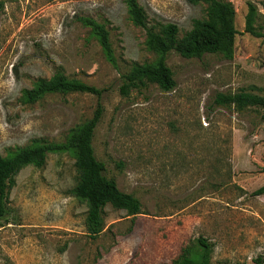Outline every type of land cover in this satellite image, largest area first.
Returning <instances> with one entry per match:
<instances>
[{
  "label": "rangeland",
  "instance_id": "374dc122",
  "mask_svg": "<svg viewBox=\"0 0 264 264\" xmlns=\"http://www.w3.org/2000/svg\"><path fill=\"white\" fill-rule=\"evenodd\" d=\"M229 1L237 31L231 57L170 51L172 90L147 84L122 95L121 76L158 56L129 4L156 32L177 25L180 38L206 18V3L0 0V157L63 142L101 104L94 155L141 211L128 216L107 204L92 235L87 203L73 192L74 152H48L42 166H23L7 187L0 264H178L183 255L196 258L198 237L210 245L209 264H264V194H253L264 185V119L253 107L214 103L218 93L264 96V0ZM248 1L260 36L245 31ZM90 20L108 30L112 61ZM57 73L104 92L27 94Z\"/></svg>",
  "mask_w": 264,
  "mask_h": 264
},
{
  "label": "trees",
  "instance_id": "16d2710c",
  "mask_svg": "<svg viewBox=\"0 0 264 264\" xmlns=\"http://www.w3.org/2000/svg\"><path fill=\"white\" fill-rule=\"evenodd\" d=\"M196 3H206V18L196 19L190 31L178 37V27L173 23L164 25L160 32L148 26L142 9L135 2H131L130 13L134 22L145 29L146 45L158 54L152 63L136 64L122 77L120 93L127 95L131 89L156 84L164 91L175 87L172 71L167 66L165 58L168 52L174 51L182 57H201L206 53H220L231 57L233 53V39L237 33L233 26L234 9L229 0H188ZM258 15L256 5L248 1L245 14V31L255 36L260 34L254 28ZM98 37L99 43L107 58L113 60V50L108 30L93 20L89 21ZM45 92H85L98 97L104 89L96 88L76 79H69L61 74L53 75L49 80L40 79L32 91L27 94L33 98L42 96ZM214 103L219 106H235L240 110L253 107L261 111L264 119V96L247 93H218ZM102 106L98 104L92 117L85 121L77 130L72 132L60 143H39L18 149L14 154L0 157V220L8 214L7 187L12 183V177L25 165L42 166L46 154L51 151L70 150L75 154V168L77 185L73 192L78 198L87 203L86 227L92 235L98 234L103 225L102 212L105 205L110 204L115 209L125 210L128 216L139 214L140 202L132 194L120 191L111 178L105 174V164L98 160L93 152L92 137L101 118ZM254 195L264 194V185L253 192ZM196 244L200 252L196 258L182 256L178 264H209L210 245L205 239L198 237ZM186 253V251H185Z\"/></svg>",
  "mask_w": 264,
  "mask_h": 264
}]
</instances>
